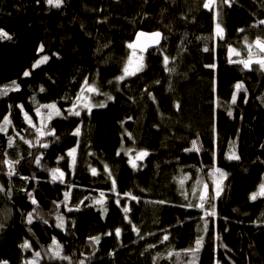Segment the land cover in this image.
Segmentation results:
<instances>
[{
    "label": "trees",
    "instance_id": "obj_1",
    "mask_svg": "<svg viewBox=\"0 0 264 264\" xmlns=\"http://www.w3.org/2000/svg\"><path fill=\"white\" fill-rule=\"evenodd\" d=\"M205 2L63 0L56 8L46 0H0V29L12 37L0 39V88L13 81L20 86L0 96V122L5 115L12 121L0 133V261L264 264V72L229 62L246 58V44L264 37V0H216L211 10ZM217 23L223 39L215 36ZM157 31L162 41L156 49L137 50L143 71L118 82L133 51L128 44L138 33ZM229 46L242 55L231 57ZM43 56L47 62L33 68ZM165 56L174 71L166 70ZM86 78L114 99L95 95L107 106L69 115ZM237 83L244 86L239 92ZM51 103L62 115L49 121L41 106ZM43 125L55 135L39 137L36 128ZM77 127L79 136L73 134ZM193 141L199 150L187 151ZM73 148L74 165L68 156ZM141 151L149 155L133 168L129 161ZM233 152L239 160L228 159ZM4 160H19L15 175L7 174ZM52 168L65 173L63 182H53ZM214 168L227 175L211 201L216 214L206 216L211 206L196 205L205 184L215 196ZM101 193L104 204H95ZM61 216L63 228L56 226ZM197 238L199 251L187 252ZM53 239L70 261L51 258ZM26 241L28 248L22 247Z\"/></svg>",
    "mask_w": 264,
    "mask_h": 264
},
{
    "label": "snow or ice",
    "instance_id": "obj_2",
    "mask_svg": "<svg viewBox=\"0 0 264 264\" xmlns=\"http://www.w3.org/2000/svg\"><path fill=\"white\" fill-rule=\"evenodd\" d=\"M222 3H229V0H221ZM46 3L51 6V7H56V8H60L63 4V0H46ZM216 0H206V2L204 3V7L207 9L211 10V7L213 5H215ZM260 25H264V20L259 21ZM241 32H243V29H240ZM215 36L219 37L220 39L224 38V29L221 27L220 23H217L215 26ZM142 37H146L148 40L151 41L152 44H156L158 45L160 43V40L162 39V33L157 31V32H153L151 34H147V33H138L137 34V38L136 41L133 43H129L128 44V48L132 49V54L129 56L127 63L125 64L124 68H123V74L119 77H117V81H123L125 80L127 77H131V76H135L137 73L143 71L144 69V64H143V57L142 56H137V49H139V51L143 52L146 50V48L149 46L148 44H144L141 43V38ZM0 39H12V37L5 32L3 29H0ZM245 40L247 41V38L245 37ZM246 48H247V55L246 58L243 59H231L229 60L230 63L233 64H239L242 65L243 69L246 70H253L252 66L258 65V70L264 72V37H257L253 42L247 43L246 44ZM43 50V46H41V51ZM205 51H208L207 48H205ZM229 54L230 56L234 55L236 57H240L242 55V53L240 51H238L236 48L229 46L228 48ZM49 59V57L47 56H43L41 59H39L34 65L33 68L39 67L41 64L46 63L47 60ZM169 63V58L167 56L164 57V64H165V68L167 71H174V69L168 68L167 65ZM211 67H214V65H212ZM31 73L29 71H25L23 73V75L25 77L29 76ZM19 84H17L15 81L12 82L11 86H5L3 88H0V96H6L8 95L9 91H17L19 90ZM243 84L242 83H237L235 88L236 91L239 92L241 89H243ZM41 91H44L43 88H41ZM246 91V90H245ZM87 94H96V95H105L107 96L108 100H113L114 98L111 95H108L107 93H100L99 89L96 87V85L94 83L90 84L87 80V78L84 81V84L81 86V91L80 93L77 95V103H74L72 108H70L68 110V114L69 115H74V116H80L81 112L80 110H78L79 108H84L87 109V111L89 113H91L92 109L94 107H106V103L105 102H100V103H93L90 96ZM154 99V98H153ZM236 102V94L234 93L232 96V103ZM20 107L21 111H23V106L20 105L18 106ZM41 107L48 109L49 111L46 113L47 116V120L51 121L53 119L54 116H61V110L57 107V105L55 103H51V104H46V105H42ZM177 108H179V105H177ZM37 115L41 116L42 119L44 117L45 114L40 112V107H38L36 109ZM230 116L232 115L231 111H229L228 113ZM24 117L26 122L32 126V127H36L33 124V121L31 119V117H29L28 113L25 112L24 113ZM12 121L9 118L8 115H5L3 117V121L0 122V133H7L8 127L11 125ZM47 127V125H43L40 128H36V132L38 134L39 137H44V136H48V135H55V130L51 129V130H45V128ZM74 135L79 136L80 135V128L77 127L73 133ZM17 135H19V133H17ZM129 136H131V134H128ZM21 139H23V137H21ZM58 139V138H57ZM25 143H28L30 146L32 145L31 141H25ZM37 143H40L39 140H37ZM8 146L9 147H13V138L11 136L8 137ZM44 148H47L48 145L47 144H42L41 145ZM192 150H199L197 148V144L196 141L192 142V149H188L187 151H192ZM75 153H76V149L73 148L68 152V156L72 157V164H75ZM119 154V153H118ZM149 153L147 151H141L139 153L136 154L135 160H130L129 162L131 163L133 168H136V160H142L144 157L148 156ZM61 159H63V157H61ZM228 159L230 160H239L240 157L238 155L235 154V152H233ZM19 163V160H4L3 164L7 165L9 171H8V175L12 176L15 175V165ZM35 163L37 165H39L41 163V157H36L35 159ZM105 170L107 171V166H105ZM51 173V178L53 180V182L59 180L61 182L64 181V176L65 173L63 171H61L59 168H52L49 170ZM92 174L96 175L97 171L96 169H92ZM109 175H111V173L109 172ZM210 176L215 178V196L210 197L209 195V189H208V185L205 184L203 187V191L200 192L199 194V201L200 203L196 206H198L199 208L203 209L205 208V205L208 204L211 206V211H208L205 213L206 216H214L215 213V206L211 203V201L213 199H215L216 197H219L220 192H221V183L223 178L226 177V173H224L221 169L219 168H214L210 173ZM23 179H28L27 177H24ZM113 189H115V180H113ZM181 185L183 184V180L180 181ZM0 191H5V189L3 188V186H0ZM10 194V193H9ZM195 195V192L193 193ZM260 195L264 196V184L260 185ZM29 197H31V193H28ZM101 199H97L94 200L95 204L98 205H103L104 204V193H101ZM125 196H129L131 194L129 193H125ZM69 198V194L65 193V201H67ZM133 200L137 199L135 196L131 197ZM257 198V193H253L251 196V199L255 200ZM32 204H37V201L33 198L32 199ZM160 203H164L163 201H161ZM117 204L119 205V201H117ZM59 206V205H58ZM193 205L189 204V207H192ZM69 211H71L72 209L69 208ZM35 211V209L33 210ZM106 211V209H105ZM123 211L125 213H127L129 211V209L127 207H125L123 209ZM58 223H57V227L59 228H63L64 227V220L63 217H58ZM33 220V213L30 212L27 214V223L31 224ZM45 224L48 223L47 220L44 221ZM207 226V222L205 223V227ZM0 227H3V225H0ZM133 231H136L137 234H139L138 229L135 228V226H133ZM111 234V233H109ZM115 234L117 237L120 236L121 234V230L119 228H117L115 230ZM92 241L94 242H99V237H93L90 238ZM168 236L165 235L163 237V240H167ZM196 247L193 249H188L186 250L187 252H192V253H196L199 251V248L202 244V238H197L196 240ZM22 247L24 248H28L30 247L29 243L26 241ZM151 247H155L154 245ZM52 253V259H61V260H69L70 261V257L62 255L63 252V247L62 245H60L55 239H53L52 241V247H50L49 249ZM37 257L40 256V253H36L35 254ZM0 264H8L7 261H0ZM30 264H38V262L36 260H33L30 262ZM79 264H84V261L81 260L79 262Z\"/></svg>",
    "mask_w": 264,
    "mask_h": 264
},
{
    "label": "water",
    "instance_id": "obj_3",
    "mask_svg": "<svg viewBox=\"0 0 264 264\" xmlns=\"http://www.w3.org/2000/svg\"><path fill=\"white\" fill-rule=\"evenodd\" d=\"M137 38V37H136ZM135 41H136V39H135ZM134 41V42H135ZM161 41H162V39L160 40V43H161ZM141 43H144V44H148L149 46L146 48V50L145 51H143V53H145V52H149V51H151V50H154V49H156L159 45H160V43L158 44V45H156V44H152L151 43V41L150 40H148L146 37H142L141 38ZM137 50H139V49H137ZM141 52V51H140Z\"/></svg>",
    "mask_w": 264,
    "mask_h": 264
},
{
    "label": "rangeland",
    "instance_id": "obj_4",
    "mask_svg": "<svg viewBox=\"0 0 264 264\" xmlns=\"http://www.w3.org/2000/svg\"><path fill=\"white\" fill-rule=\"evenodd\" d=\"M216 20L218 21V17H216ZM221 27H222V26H221ZM137 56L139 57V56H142V55H140V54L137 53ZM232 56H234V55H232ZM232 56H231V57H232ZM142 57H144V56H142ZM143 61H144V58H143ZM87 95L90 96V98H91V100H92L93 103H96L95 100H94V97H95L96 94H87ZM80 109L87 110V109H84V108H82V107H81ZM259 195H260V194H259ZM260 196H262V195H260Z\"/></svg>",
    "mask_w": 264,
    "mask_h": 264
}]
</instances>
